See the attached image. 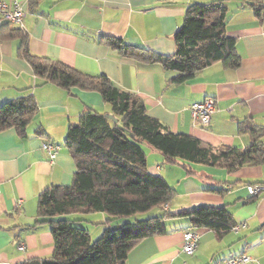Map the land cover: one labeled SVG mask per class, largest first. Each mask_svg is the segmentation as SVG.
Returning <instances> with one entry per match:
<instances>
[{"label": "crops", "instance_id": "obj_1", "mask_svg": "<svg viewBox=\"0 0 264 264\" xmlns=\"http://www.w3.org/2000/svg\"><path fill=\"white\" fill-rule=\"evenodd\" d=\"M0 1L25 7L23 33L33 56L61 62L86 75L106 76L121 92L143 100L148 116L174 134L194 137L214 148L244 151L253 143L250 128L264 130V19L260 22L250 8L254 1L264 5V0H224L226 34L236 41L241 65L228 70L214 64L183 85L172 84L173 73L161 64L123 58L103 38L172 57L175 34L189 6L220 0ZM5 24L0 20V31ZM9 29L18 27L10 24ZM20 41L0 37V107L32 96L38 110L24 130L0 133V264L52 257L55 249L49 226L32 227L40 195L49 187L73 182L76 163L65 146L68 128L78 124L88 109L112 115L98 92L65 90L36 78L20 58ZM206 99L216 101L217 112L211 125L203 128L194 124L190 108ZM46 143L60 147L53 161L43 150ZM146 154L149 172L163 177L175 190L163 213L226 207L238 230L222 235L194 230L200 237L199 248L188 256L183 252L188 222L166 220L168 233L142 241L126 264H227L239 256L251 258L248 264H264V192L257 198L248 192L251 186L264 187V164L230 173L184 161L167 163L151 147ZM87 219L100 224L104 216L92 214Z\"/></svg>", "mask_w": 264, "mask_h": 264}, {"label": "trees", "instance_id": "obj_2", "mask_svg": "<svg viewBox=\"0 0 264 264\" xmlns=\"http://www.w3.org/2000/svg\"><path fill=\"white\" fill-rule=\"evenodd\" d=\"M250 8L262 22L264 5L254 1ZM227 12L224 0L190 5L175 34L176 51L172 57L115 38H103V43L123 58L161 64L173 73L172 84L183 85L214 64L228 70L240 67L236 41L226 34ZM9 25H3L0 37L21 39L20 58L28 63L36 78L65 90L78 88L100 93L118 120L116 124L106 115L88 109L78 124L69 126L65 146L76 163L73 182L70 186L49 187L40 195L37 220L32 227L48 225L55 250L50 259L23 264H126L129 254L142 241L168 233L166 220H186L190 230L208 229L218 235L238 227L226 207L201 206L163 213L175 190L163 177L149 172L143 146L154 148L167 163L184 161L232 173L264 164V130L250 128L253 143L244 151L214 148L194 137L174 134L148 116L143 100L121 92L106 76L86 75L61 62L33 56L23 30H11ZM2 31H7L6 35ZM37 110L32 96L2 105L0 133L11 128L24 130ZM154 210L160 214L139 218ZM92 214L103 215L108 226L96 240L89 229L82 227L91 223L87 217ZM114 221L123 222L114 225Z\"/></svg>", "mask_w": 264, "mask_h": 264}, {"label": "built area", "instance_id": "obj_3", "mask_svg": "<svg viewBox=\"0 0 264 264\" xmlns=\"http://www.w3.org/2000/svg\"><path fill=\"white\" fill-rule=\"evenodd\" d=\"M26 14L27 11L25 7L19 2L15 1L9 4L0 1V20L3 22L23 30ZM216 112L217 104L213 99H206L202 103H195L190 108L191 118L194 124L203 128H208L211 125L213 116ZM43 150L48 153L50 159L53 161L56 159L60 147L55 144L46 143L43 145ZM248 192L251 196H259L264 192V187L256 185L251 186L248 188ZM236 228L234 230H238ZM199 241V235L193 230H188L184 234L183 252L188 256H193L199 248ZM249 262H251V258L239 256L230 259L227 264H248Z\"/></svg>", "mask_w": 264, "mask_h": 264}, {"label": "rangeland", "instance_id": "obj_4", "mask_svg": "<svg viewBox=\"0 0 264 264\" xmlns=\"http://www.w3.org/2000/svg\"><path fill=\"white\" fill-rule=\"evenodd\" d=\"M102 114V113H101ZM104 115V114H103ZM144 150L146 151L147 153V150L148 147L147 145L143 146ZM161 157V155H158ZM149 157H151L149 155ZM153 158H156L155 156ZM160 214V211L159 210H154L152 211L151 213L147 214V215H144V216H140L139 218L140 219H146V218H149V217H155L156 215H159ZM120 222H123V221H114L112 224L116 225L117 223H120ZM84 228H87L89 229V232H90V235L92 237L93 240H96L98 239V237L102 234V232L108 227L107 224L105 222L103 223H100V224H92L91 223H86L84 226H82ZM97 231V232H96Z\"/></svg>", "mask_w": 264, "mask_h": 264}, {"label": "water", "instance_id": "obj_5", "mask_svg": "<svg viewBox=\"0 0 264 264\" xmlns=\"http://www.w3.org/2000/svg\"><path fill=\"white\" fill-rule=\"evenodd\" d=\"M107 117L109 118V120L113 121L114 123H118V120L116 118H114L113 115H107Z\"/></svg>", "mask_w": 264, "mask_h": 264}]
</instances>
